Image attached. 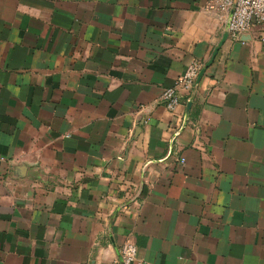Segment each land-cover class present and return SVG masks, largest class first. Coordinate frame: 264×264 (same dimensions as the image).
Segmentation results:
<instances>
[{"label": "crops", "instance_id": "obj_1", "mask_svg": "<svg viewBox=\"0 0 264 264\" xmlns=\"http://www.w3.org/2000/svg\"><path fill=\"white\" fill-rule=\"evenodd\" d=\"M212 1L0 0V264H264V26L161 101Z\"/></svg>", "mask_w": 264, "mask_h": 264}, {"label": "built area", "instance_id": "obj_2", "mask_svg": "<svg viewBox=\"0 0 264 264\" xmlns=\"http://www.w3.org/2000/svg\"><path fill=\"white\" fill-rule=\"evenodd\" d=\"M228 15L227 32L231 39H238L243 33L252 30L255 26H264V0H213L210 5ZM264 42V30L261 35ZM204 63L194 60L185 72L178 78L175 85L167 87L161 101L170 110H174L180 103L181 88L190 93L194 88ZM184 159H182L183 161ZM115 264H145L138 256V246L131 240L125 241L119 249V257Z\"/></svg>", "mask_w": 264, "mask_h": 264}, {"label": "water", "instance_id": "obj_3", "mask_svg": "<svg viewBox=\"0 0 264 264\" xmlns=\"http://www.w3.org/2000/svg\"><path fill=\"white\" fill-rule=\"evenodd\" d=\"M227 37H228V32L225 33L224 38H223L222 41L219 43V45L215 48L211 60H210L209 62H207V63L205 64V66L203 67V69L201 70V72H200V74H199V76H198V79H197V83H198V81L200 80V78L202 77V75L204 74V72L206 71V69H207V68L211 65V63L214 61L215 56H216V54H217L219 48L223 45V43H224V41L227 39Z\"/></svg>", "mask_w": 264, "mask_h": 264}, {"label": "trees", "instance_id": "obj_4", "mask_svg": "<svg viewBox=\"0 0 264 264\" xmlns=\"http://www.w3.org/2000/svg\"><path fill=\"white\" fill-rule=\"evenodd\" d=\"M192 96H193V93H191V94L188 96L187 99H190Z\"/></svg>", "mask_w": 264, "mask_h": 264}]
</instances>
